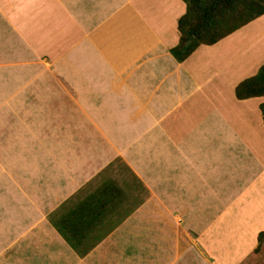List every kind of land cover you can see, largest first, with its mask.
I'll return each instance as SVG.
<instances>
[{"label":"crops","instance_id":"0c3cea01","mask_svg":"<svg viewBox=\"0 0 264 264\" xmlns=\"http://www.w3.org/2000/svg\"><path fill=\"white\" fill-rule=\"evenodd\" d=\"M186 11L0 0V264H264V15L180 63Z\"/></svg>","mask_w":264,"mask_h":264},{"label":"trees","instance_id":"16d2710c","mask_svg":"<svg viewBox=\"0 0 264 264\" xmlns=\"http://www.w3.org/2000/svg\"><path fill=\"white\" fill-rule=\"evenodd\" d=\"M187 6L179 19V44L171 54L180 63L200 46H212L264 15V0H183ZM239 100L264 97V65L236 88ZM264 118V102L261 105ZM264 233L259 235V243Z\"/></svg>","mask_w":264,"mask_h":264},{"label":"rangeland","instance_id":"374dc122","mask_svg":"<svg viewBox=\"0 0 264 264\" xmlns=\"http://www.w3.org/2000/svg\"><path fill=\"white\" fill-rule=\"evenodd\" d=\"M242 29V28H241ZM261 29V28H260ZM262 31V30H261ZM263 42L261 41L258 46H259V49H258V58H259V62L260 63H263L264 64V50L262 49V45ZM257 45L253 46L254 48L256 47ZM257 49V48H256ZM1 153L3 154V156H6V157H9V151H1Z\"/></svg>","mask_w":264,"mask_h":264}]
</instances>
